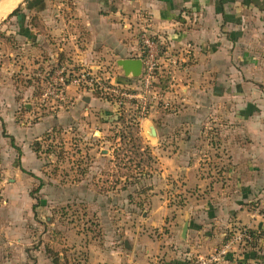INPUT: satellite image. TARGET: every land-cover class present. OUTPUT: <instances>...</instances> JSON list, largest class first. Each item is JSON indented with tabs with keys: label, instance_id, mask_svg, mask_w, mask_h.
I'll list each match as a JSON object with an SVG mask.
<instances>
[{
	"label": "rangeland",
	"instance_id": "obj_1",
	"mask_svg": "<svg viewBox=\"0 0 264 264\" xmlns=\"http://www.w3.org/2000/svg\"><path fill=\"white\" fill-rule=\"evenodd\" d=\"M70 2L24 0L21 9H46V18L21 11L16 23L9 18L3 25L0 21V46L7 43L9 49L19 50L8 60L6 49L0 53V246L8 243L7 255L13 262L14 247L22 246L18 264H86L89 248L108 255L117 252L119 264H145L144 250H154L159 245L171 253L155 261L165 264L175 260L172 253L177 246L176 232L167 229L169 220L156 227L151 210L162 202L171 208L180 207L187 201L182 198L187 194L181 182L177 184L161 174L160 159L153 154L152 147L162 149L171 144L162 141L158 145L157 134L151 138L142 121L161 110L164 100L169 104L164 99L172 89L169 81L188 62L180 60L181 53L176 48L163 51L162 40L149 28L160 44L150 92L141 88L145 65L139 29L138 77H125L113 60L88 65L73 60L51 61V35L45 30L47 23L51 24V5L66 8ZM64 11L61 16L67 20V10ZM26 16L28 25L40 27L38 32L43 37L36 43L33 33H19L31 44L23 46L26 41L17 38L16 27ZM63 42L53 49L63 48ZM31 48L39 51L31 53ZM83 72H91L102 84H111L120 92L137 94L139 100L145 95L148 114L139 117L140 102L136 97L119 99L125 106L118 112V98L96 97L80 81ZM61 76L67 82L65 86L60 85ZM135 112L138 117L134 123L131 117ZM212 143L215 149L217 141ZM207 150L211 149H204L205 154ZM207 159L205 155L200 163L207 165ZM152 241L158 243L153 246ZM129 252L131 256L127 257ZM199 257H191L185 264H197Z\"/></svg>",
	"mask_w": 264,
	"mask_h": 264
},
{
	"label": "crops",
	"instance_id": "obj_2",
	"mask_svg": "<svg viewBox=\"0 0 264 264\" xmlns=\"http://www.w3.org/2000/svg\"><path fill=\"white\" fill-rule=\"evenodd\" d=\"M23 1L14 6L12 0L2 2L0 21L7 20ZM69 1L66 8L51 5V24L45 28L51 35V61L88 65L138 59L141 50L136 33L149 28L162 40L163 51L176 48L180 60L188 62L174 77L170 72L172 89L164 94L169 104L164 100L159 106L166 111L157 109L142 121L143 129L157 125L158 145L162 141L171 144L152 147L160 159L161 174L187 190H183L187 194L182 197L187 200L184 205L171 208L162 202L151 210L156 227L169 220L167 229L176 232L175 260L165 264H185L191 257L209 255L244 228L256 236V242L234 248L219 264H264V0ZM19 9L25 14H46L41 8ZM65 9L67 20L61 16ZM19 18L17 14L9 20L16 23ZM27 19L18 22L17 38L26 41L19 33L30 32L32 40L37 37L36 43L40 42V27L28 25ZM60 41H64L63 48L54 50ZM26 43L21 45H31ZM4 49L6 60L19 53L1 43L0 53ZM37 51L31 48V53ZM213 140L217 141L215 149ZM204 149L211 152L205 154ZM205 155L208 163L204 166L200 160ZM157 243L152 241L153 246ZM5 244L0 246V264H18L22 246L14 247L13 262ZM153 248L144 250L145 264H158L157 258L171 255L167 248ZM89 249L86 264H119L117 252L108 255Z\"/></svg>",
	"mask_w": 264,
	"mask_h": 264
},
{
	"label": "built area",
	"instance_id": "obj_3",
	"mask_svg": "<svg viewBox=\"0 0 264 264\" xmlns=\"http://www.w3.org/2000/svg\"><path fill=\"white\" fill-rule=\"evenodd\" d=\"M140 43L141 48L144 53V65H145V73L143 79L141 81V88L144 92H150L152 89V80L154 79V70L157 67V61L159 58V51H160V44L151 36L148 28H143L140 30ZM60 85L65 86V81L61 76L59 78ZM82 84L91 88V90L98 89L104 94H112L113 96L117 97L118 101L115 102L119 107L121 105L122 97L131 98L136 97L138 95H129L125 94V92H120L118 88L115 86L105 85L102 84V80L95 78L92 76L91 72H83L81 74ZM120 99V100H119ZM141 100V101H140ZM138 98L140 104L138 105L139 108V117H145L149 111V104L147 102L146 96L142 95L141 98ZM135 103V102H134ZM256 242V236L248 229H240L236 232L230 239H228L220 249L216 250L213 254L210 255L208 258L199 257L197 260V264H219L224 258L231 254L236 247H249L252 246Z\"/></svg>",
	"mask_w": 264,
	"mask_h": 264
},
{
	"label": "water",
	"instance_id": "obj_4",
	"mask_svg": "<svg viewBox=\"0 0 264 264\" xmlns=\"http://www.w3.org/2000/svg\"><path fill=\"white\" fill-rule=\"evenodd\" d=\"M117 66L122 70L125 77H138L141 71V61L137 59L119 60L117 61ZM147 131L151 138H155L156 132L153 126H150ZM186 228L187 224H185L182 228V237L185 235Z\"/></svg>",
	"mask_w": 264,
	"mask_h": 264
},
{
	"label": "trees",
	"instance_id": "obj_5",
	"mask_svg": "<svg viewBox=\"0 0 264 264\" xmlns=\"http://www.w3.org/2000/svg\"><path fill=\"white\" fill-rule=\"evenodd\" d=\"M20 12V9H19V7L18 8H16L15 10H13L9 15H8V17L7 18H10V17H13V16H16L18 13ZM106 85H108V84H106ZM92 91H94V94L96 95V97H102V96H104V97H107L108 99H110V100H112V98H113V95L112 94H104V93H102L100 90H98V89H94V90H92ZM132 104H134V102H131ZM124 103H123V101L121 102V105H120V107H119V110H118V112H122V111H124ZM116 115H118V118L120 117L121 118V114L120 113H117ZM134 116L133 117H131V121L132 122H137L136 121V119H137V113L135 112L134 114H133ZM115 122H118V123H120L121 121H120V119H116V121ZM10 138V140H11V144H13V137H9ZM14 147V146H13ZM22 171H23V169H21Z\"/></svg>",
	"mask_w": 264,
	"mask_h": 264
},
{
	"label": "bare ground",
	"instance_id": "obj_6",
	"mask_svg": "<svg viewBox=\"0 0 264 264\" xmlns=\"http://www.w3.org/2000/svg\"><path fill=\"white\" fill-rule=\"evenodd\" d=\"M19 0H12V5L14 6ZM8 10V9H7ZM6 11V10H5Z\"/></svg>",
	"mask_w": 264,
	"mask_h": 264
}]
</instances>
